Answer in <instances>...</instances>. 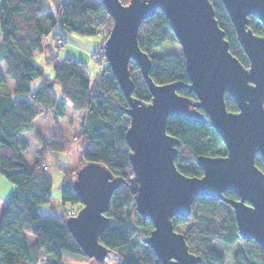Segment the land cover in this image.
<instances>
[{"label": "trees", "instance_id": "1", "mask_svg": "<svg viewBox=\"0 0 264 264\" xmlns=\"http://www.w3.org/2000/svg\"><path fill=\"white\" fill-rule=\"evenodd\" d=\"M127 4L129 0H120ZM218 25L223 29L229 50L244 65L248 58L239 44L233 25L221 0H210ZM52 11H47L44 0H0V175L13 184L2 199L0 213V264H63L67 259L100 263L84 255L70 234L65 205L81 206L71 181L74 172L61 165L64 153L76 141L81 164L94 161L106 166L123 182L113 193L106 215L108 226L99 241L110 253L117 255L115 264H161L154 251L143 241L153 229L152 221L135 210L134 194L130 189L133 176L125 131L129 125L126 98L111 74L108 63L91 78L85 65L65 56L52 58V75H45L41 65L32 58L44 48L48 34L53 38L63 33L94 35L101 29L108 33L112 18L99 2L88 4L84 0H49ZM248 27L254 34L264 35V26L249 16ZM57 28L59 30H57ZM106 36L104 37L105 40ZM138 45L152 61L149 76L155 83H167L188 78L180 50L161 51L166 44L177 41L162 11L142 20L137 33ZM134 82L132 96L150 100V93L134 61L129 63ZM41 83L31 89V82ZM12 82V89L7 87ZM58 85L71 109L79 112L80 129L75 132L73 121L66 117L65 102L55 98L52 87ZM178 93L195 101L196 95L183 87ZM226 108L237 111L236 102L225 92ZM202 111V109H199ZM48 114L52 125L37 130L34 141L38 149L32 164L22 153L28 143L18 135L32 130L34 119ZM205 118L207 115L204 113ZM166 131L179 140L174 162L187 176H201L196 164L198 155H223L225 146L209 120L191 122L168 116ZM255 164L264 172V161L255 154ZM57 167L62 173L59 198L61 213H41L38 206L51 199L52 178L48 167ZM236 198L231 191L223 192ZM174 229L183 234L191 253L200 257L198 264H264V248L254 240H245L238 234L233 208L221 199L210 196L196 197L188 216H174ZM25 234L33 236L27 243ZM233 249L230 262L224 247Z\"/></svg>", "mask_w": 264, "mask_h": 264}, {"label": "water", "instance_id": "2", "mask_svg": "<svg viewBox=\"0 0 264 264\" xmlns=\"http://www.w3.org/2000/svg\"><path fill=\"white\" fill-rule=\"evenodd\" d=\"M221 1L248 66L229 50L210 0H129L127 4L99 0L112 18L103 56L127 102L129 125L124 137L133 171L130 189L136 212L153 223L143 241L161 264L200 262L172 223L174 216H188L199 196L230 204L240 237L264 248V172L254 162L256 153L264 161V35L254 34L248 27L249 16L264 26V0ZM157 10L164 14L180 46L187 83L159 84L149 76L152 61L139 47L137 33L140 22ZM130 61L146 83L149 101L132 96ZM183 87L197 99L178 93ZM225 92L236 102L237 111L226 108ZM168 116L191 122L208 119L224 143L225 154L198 155L201 176L181 173L174 162L179 140L166 131ZM122 182L121 176L94 161L82 163L71 181L81 206L66 224L84 255L98 263L108 253L99 241L109 224L106 211ZM225 191L236 198L225 197Z\"/></svg>", "mask_w": 264, "mask_h": 264}, {"label": "rangeland", "instance_id": "3", "mask_svg": "<svg viewBox=\"0 0 264 264\" xmlns=\"http://www.w3.org/2000/svg\"><path fill=\"white\" fill-rule=\"evenodd\" d=\"M93 1L95 4L99 3V0H93ZM44 2L46 4L47 11L51 12L52 8H51L49 0H44ZM106 35H107V32L105 29H101L97 34L92 35L94 40L100 41L101 46L97 51L89 52L90 61H89L88 65L85 67H86V70H87V72L91 78H93V76H96L102 70V68L105 67V65L107 63L104 56H103V47H102L103 43H104V37ZM61 37L56 38V39H58L57 44H55V43H53V44L48 43L47 44L46 41L52 42L51 38H53V37L50 34L45 36V38L43 40V43H44L43 50L41 52H38L37 54H35L32 58V61L35 64L41 65L43 67L45 75H48V76L52 75V63H51V62H53L52 56L55 52L54 50L57 49V46H59L61 44ZM53 39H55V38H53ZM66 48H68V47H66ZM173 48L181 51L178 43L176 46H174V44H166L164 46V48L161 49V51L163 53V52H167ZM68 52H70V51L68 50ZM86 62H88V60H86ZM4 67H5V65L1 62L0 63V70H3ZM65 113H66V117L73 121L74 131L78 132V130L80 129V118H79L80 113L75 112L73 109H71L70 107H67V106L65 108ZM49 119H50V117H49ZM47 120L46 119H40L39 122H45ZM50 121H52V119H50ZM27 139H28V142L30 143V147L33 148L34 145H33L32 141L34 140V138L32 139L28 135ZM29 143H28V147H29ZM34 143H35V145H37V143L35 141H34ZM31 148L22 153L23 158L25 159V161L28 164H32L33 159H34V151ZM37 148H38V146H37ZM79 151H80L79 145L76 141H74L70 151L67 153H64L62 155L61 165L65 166L71 170L78 168L81 165L80 152ZM48 173L50 174V176L52 178L51 199L47 203L40 204L38 206V210L41 213L54 212V213L58 214V213H61L62 209H63L61 206L60 198H59L62 173L57 167L52 166V165H50L48 167ZM11 185H12V183L9 180H7L2 175L0 176V213L2 210V199L6 198L8 196V194L10 193L11 188L9 186H11ZM65 209H66V213H68V212L73 213L71 215H74L76 213V211L78 210L77 205L73 206V205H69V204L65 205ZM224 250L228 255L227 256V263H229L233 249L226 246V247H224ZM117 259H118V257L116 254L110 253L108 256L105 257L104 264H115ZM63 264H89V262H87L85 260H81V259L80 260H78V259H67L63 262Z\"/></svg>", "mask_w": 264, "mask_h": 264}, {"label": "crops", "instance_id": "4", "mask_svg": "<svg viewBox=\"0 0 264 264\" xmlns=\"http://www.w3.org/2000/svg\"><path fill=\"white\" fill-rule=\"evenodd\" d=\"M84 1L88 4H95L93 0H84ZM57 30H59V29L57 28ZM59 32L61 33V36H62L61 37V44L59 46H57V49L54 50L55 52H54L52 58L55 56L57 59H60V58H63L65 56H68V57H72V58L82 62L85 66H87L89 61H90L89 52L97 51L101 46L100 41L94 40L92 35H82V34H78V33H74V32L63 33L60 30H59ZM51 39H52V42L46 41V43L47 44L48 43H52V44L58 43L57 42L58 39H53V38H51ZM66 47H68V48H66ZM67 49L70 52H68ZM86 60H88V62H86ZM3 70H1V71L3 72ZM40 83H41V80L39 78L35 79L33 82H31V89H35ZM7 87L9 89L13 88L12 82L10 80H7ZM52 91H53V94L57 100L64 101L66 106L71 108L69 101H67L65 99V97L63 96V94L61 92V88L58 85H54L52 87ZM66 106H65V108H66ZM49 117L50 116L48 114H45V113L39 114L33 121L32 130H30L26 133L19 134L18 138L24 139L25 141H27V143H29L28 139H27L28 135L33 139L34 133L37 130L44 129L46 127H49L52 124V121H50L51 118L49 119ZM40 119H46V120L48 119V120L45 122H39ZM32 143H33L34 147L31 148L30 143H29L28 149L31 148L35 152L38 148H37V145H35L34 140L32 141ZM9 187L11 188L10 190H12L13 184ZM33 239H34L33 236L25 234V240L27 243H31L33 241Z\"/></svg>", "mask_w": 264, "mask_h": 264}, {"label": "built area", "instance_id": "5", "mask_svg": "<svg viewBox=\"0 0 264 264\" xmlns=\"http://www.w3.org/2000/svg\"><path fill=\"white\" fill-rule=\"evenodd\" d=\"M68 214H70V215H71V214H73V213H71V212H68Z\"/></svg>", "mask_w": 264, "mask_h": 264}]
</instances>
